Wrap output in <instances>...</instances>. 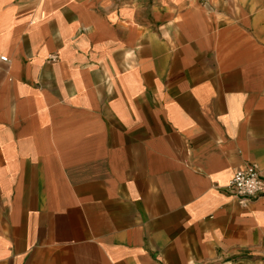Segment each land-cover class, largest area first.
I'll return each instance as SVG.
<instances>
[{
    "label": "crops",
    "instance_id": "0c3cea01",
    "mask_svg": "<svg viewBox=\"0 0 264 264\" xmlns=\"http://www.w3.org/2000/svg\"><path fill=\"white\" fill-rule=\"evenodd\" d=\"M0 56V264H264V0H0Z\"/></svg>",
    "mask_w": 264,
    "mask_h": 264
},
{
    "label": "built area",
    "instance_id": "2783aa9c",
    "mask_svg": "<svg viewBox=\"0 0 264 264\" xmlns=\"http://www.w3.org/2000/svg\"><path fill=\"white\" fill-rule=\"evenodd\" d=\"M57 55L52 53L49 56L50 61H55ZM6 56H0V61L6 62ZM225 190L231 197L237 200L241 206L264 193V178L261 170L255 163H242L237 165L231 176V179L225 185Z\"/></svg>",
    "mask_w": 264,
    "mask_h": 264
}]
</instances>
